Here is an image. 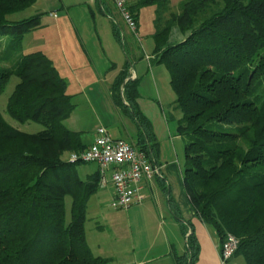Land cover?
<instances>
[{
	"label": "trees",
	"instance_id": "1",
	"mask_svg": "<svg viewBox=\"0 0 264 264\" xmlns=\"http://www.w3.org/2000/svg\"><path fill=\"white\" fill-rule=\"evenodd\" d=\"M36 1L0 0V44L10 35V45L19 47L40 26L38 13L9 18ZM169 3L136 0L128 8L137 21L141 7L157 6L154 55L169 71L179 112L185 193L220 243L231 234L238 240L234 255L264 264V0H183L175 11ZM112 32L120 41L115 24ZM129 66L115 76L112 96L137 127L132 144L156 166L158 142L138 107ZM13 75L18 82L6 112L43 129L20 131L0 112V264H110L86 239L87 205L100 187L99 172L83 176L80 165L87 163L68 159L89 144L64 123L75 107L65 79L41 51L21 53L15 67H2L0 57V94ZM168 201L174 205L170 196ZM175 217L188 251L174 253L175 264H191L196 237L192 230L187 234L189 222Z\"/></svg>",
	"mask_w": 264,
	"mask_h": 264
},
{
	"label": "rangeland",
	"instance_id": "2",
	"mask_svg": "<svg viewBox=\"0 0 264 264\" xmlns=\"http://www.w3.org/2000/svg\"><path fill=\"white\" fill-rule=\"evenodd\" d=\"M169 1V8L175 11L179 9L183 0ZM104 4L109 3L104 0ZM111 4L112 7L108 5L111 9L108 12L113 14L114 19L111 18L113 16L102 11L99 13L97 6L95 8L91 6L93 12H96L94 16L96 29L91 27L93 29L92 35L95 38L97 33L98 39L103 44L105 55L109 58L111 56L116 66L120 68L125 62H130L128 58L131 59L130 52L132 48L133 54L140 57L143 54L145 59L146 54H154L155 41L153 35L155 33L154 20L157 6L149 4L139 9L137 35H135L125 27L124 22L120 21L119 12L117 10V14L114 12L113 1H111ZM87 5H89V0H37L36 4L26 11L10 15V19H19L38 13L40 14V26L24 35L19 47L10 45L12 38L10 35L2 37L0 44L1 66L15 67L21 53L41 51L51 60L60 76L69 84L68 94L73 96L75 107L64 121L65 125L71 130L79 131L82 139L86 142L94 138L96 130L100 126L105 127L114 138L131 142L137 130L135 124L131 121L130 115L122 103H117L114 100L112 91L110 89L104 90L102 83H98L94 79V73L85 52L91 54V48L87 45L83 50L82 47L83 44L85 45L84 40L87 35L85 32H80L83 24L82 8ZM114 24L119 33L122 34L120 41L113 35L112 26ZM109 44H112V48H114L112 51ZM4 55H6L5 58H3ZM140 57L136 61L131 59L134 77L135 74L138 76V80L136 78L137 92L138 97H141L140 104L137 103L138 107L141 110L140 106L143 105L144 111L149 114L150 122L152 121L151 124L156 123L155 121L164 120V116L166 127L171 132L173 130L176 132L179 112L173 103L175 95L170 84L169 71L165 64L156 62L155 58L150 61L152 63L150 65L149 60ZM101 69V67H98L100 73H103L104 71H101ZM111 74V69H108L101 77L107 78ZM17 82L18 78L15 75L11 76L4 91L0 94V112L12 127L20 131L26 133L40 131L43 129L41 124L34 121L21 123L10 117L6 112L7 99ZM108 84L110 85V83ZM79 87H83L84 90H79ZM121 90L119 92L120 98L123 97ZM152 113H157L155 121ZM159 125L158 123L155 128L161 130V125ZM175 145L177 157L180 161L182 160L181 163L184 169V139L182 136L179 141H176ZM94 170V163L80 165V171L89 172ZM103 188L99 187L96 194L90 198L87 206V219L85 222L87 241L94 245V251H96V243L104 244L105 248L109 250L125 251L129 248L133 239V241L137 240L140 230L135 226L133 218L129 220V208H113L110 206L112 192L110 194V191H107L108 189ZM69 204L70 198L67 196V213ZM127 224L128 226H126ZM124 226H132V230L129 229L130 234L128 232L122 234ZM131 233H133V239ZM182 240H185L184 237ZM182 244L187 247L186 241H183ZM234 256L243 258L241 255Z\"/></svg>",
	"mask_w": 264,
	"mask_h": 264
},
{
	"label": "crops",
	"instance_id": "3",
	"mask_svg": "<svg viewBox=\"0 0 264 264\" xmlns=\"http://www.w3.org/2000/svg\"><path fill=\"white\" fill-rule=\"evenodd\" d=\"M107 1L109 4H104V0H89V5H87L86 7L84 6V8H82L83 24L81 26L80 32H85L87 34L84 40L85 45L83 44L82 47L83 50H85V47L87 45H89L91 48V54L87 51L85 52L88 57L89 65L92 67L94 79L98 81V83H102L104 90H111V82H113L117 73L124 67L125 63L127 62H125L120 68H118L114 59L111 56L109 58V56L105 55L103 44L98 39L97 33L95 38L92 35L93 29H91V27L96 29V25L94 22V16L96 15V12H93L92 7L95 8L97 6L99 13L102 11L106 14L113 16V14L108 12L110 9L108 5H111L112 7L111 1ZM135 1L136 0H131L130 2V0H126L128 5H132L133 3H135ZM102 2L103 4H101ZM105 9L107 12L105 11ZM114 10V12L116 13L115 8ZM120 21L123 23L121 18ZM109 48H111V51L114 49L112 48V44H109ZM132 51L130 52L131 59L133 61L138 60L140 56L133 54ZM140 58L145 59V56L141 54ZM154 58V54H146V59L149 60L150 65L152 64L150 63V61L152 59L154 60ZM131 59L128 58V60H130L129 78L134 77V73L132 72L134 71L133 63ZM98 67H101V71L104 72L100 73ZM108 69H111L112 71L111 76H108L107 78L104 76L101 77V75L105 73V70ZM134 78H137L138 80V76L136 74ZM108 83H110V85ZM68 87L69 84L67 83V89ZM79 90H84V88L79 87ZM140 98L141 97L137 98V103H139ZM140 108L141 112L149 120V114L144 111L143 105L140 106ZM156 115L157 113H152L154 121L156 120ZM163 119L164 120H159V122L155 121L156 123L151 124L152 130L159 146L155 160L156 166L159 168L160 173L154 178L153 181L145 185V198L142 203L136 204L135 206L132 205L128 209L129 220L133 218L135 220V226L137 227V229L140 230V233L137 235V240L133 241V233H131V237L133 240L130 243L131 245L129 246V248L125 251L111 249L109 250L105 248L104 244L99 243L95 244L96 251H94V245H92L88 241L87 242L95 255L111 258L112 261L110 264H175L173 258L174 253L178 255L188 254L187 248L182 244L183 241H186V235L182 234L180 229L181 224L175 217V213H179L183 220L190 223V227H188L187 234L190 233V231L192 230L199 246L197 257L191 264H221L219 259V252L222 243L219 242V239L217 238L216 234L194 214V211L185 193L182 178V160L180 161V159H178L177 157V149L175 145L176 141H179L181 139V136L178 135L177 132H175L174 130L171 132L170 129L166 127V122H164L166 121V119L164 118V116ZM158 123L161 125V130L155 128ZM136 134L137 130L135 135L132 137L133 140L130 143L134 142ZM93 139L85 142L87 144H90ZM94 165L96 170L97 165L95 163ZM79 172L84 176L93 171L88 172L79 170ZM105 187L106 188L103 189H108L107 191H110L111 194L112 188L110 186V183L107 184ZM160 190H162V192H160ZM168 196L173 199L174 205H170L168 201ZM126 226H128V224ZM126 226L122 228V234L126 232L129 233V229L130 231L132 230V226ZM183 237L185 240H182ZM242 259L243 258H239L233 255L225 264H244L245 261L244 259Z\"/></svg>",
	"mask_w": 264,
	"mask_h": 264
},
{
	"label": "built area",
	"instance_id": "4",
	"mask_svg": "<svg viewBox=\"0 0 264 264\" xmlns=\"http://www.w3.org/2000/svg\"><path fill=\"white\" fill-rule=\"evenodd\" d=\"M126 27L137 35V21L129 10L126 0H111ZM69 161L95 163L99 172V186L110 183L113 208H129L140 204L145 198L144 188L159 175V168L149 162L145 153L132 143L114 138L100 126L87 148L69 154ZM238 240L227 234L219 252L221 264H225L235 253Z\"/></svg>",
	"mask_w": 264,
	"mask_h": 264
}]
</instances>
